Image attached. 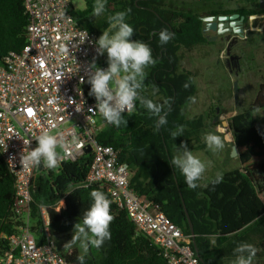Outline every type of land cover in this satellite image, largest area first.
Returning a JSON list of instances; mask_svg holds the SVG:
<instances>
[{
	"label": "trees",
	"instance_id": "trees-1",
	"mask_svg": "<svg viewBox=\"0 0 264 264\" xmlns=\"http://www.w3.org/2000/svg\"><path fill=\"white\" fill-rule=\"evenodd\" d=\"M73 1V15L79 25L98 36L109 26L108 15L131 9L126 21L134 28L131 39L147 43L157 61L155 66L146 69L142 94L159 104L165 99L171 101L166 110L167 124L159 131L154 130L156 118L137 104L135 112L124 114L127 126L117 128L102 120L99 143L114 147L119 151L120 161L129 165L131 188L153 208L162 211L184 235L191 236L187 210L194 227L196 253L202 264H226L222 256L224 249L264 226V202L260 197L264 193V128L258 115L264 111V82L258 86L249 107L237 111L229 120L240 167L220 175L222 181L218 184H213V179L203 186L200 179L198 187L190 189L184 176L169 162L182 142L192 150H200L201 136L207 128L204 116L188 117L187 109L191 104L188 97H195L198 89L193 75L181 70L183 50L208 44L203 33L204 23L198 14L179 9L171 0H107V10L99 17L92 15L94 0ZM77 1L84 2V7L77 8ZM197 1L210 5L213 10L214 5L220 7L227 0ZM240 1L249 6L263 4L262 0ZM215 10L213 12L218 14L238 13L245 17L264 13L261 8L245 7ZM27 25L22 0H0V67L10 53L24 49L28 40ZM165 28L174 33V37L162 46L158 33ZM189 78L192 82L185 89ZM90 87L88 83L84 86L87 94ZM178 125L184 126L183 135L173 139L171 133ZM91 161V155H85L55 170L36 169L31 208L32 230L39 242L44 238L41 206L46 207L55 234L78 222L90 207L92 189L103 191L111 200L107 190L99 185L82 186ZM69 191L71 193L66 194ZM15 194V177L0 154V261L9 250L6 237L11 236L18 225L11 213ZM61 200L65 207L58 213L55 208ZM111 214L114 216L110 225L111 239L100 249L90 251L85 264H167L162 249L137 231L125 210L112 202ZM261 250L264 251V241ZM79 254L75 249L71 256H66L68 264H79Z\"/></svg>",
	"mask_w": 264,
	"mask_h": 264
},
{
	"label": "built area",
	"instance_id": "built-area-1",
	"mask_svg": "<svg viewBox=\"0 0 264 264\" xmlns=\"http://www.w3.org/2000/svg\"><path fill=\"white\" fill-rule=\"evenodd\" d=\"M22 2L28 19L27 44L20 53H10L0 67V154L15 177L11 213L18 223L15 232L6 237L9 250L0 264H68L66 256L73 254L62 253L51 239L46 207H40L43 241L39 242L32 230V190L37 168L22 167L20 155L24 148L28 150L24 142L30 140L28 147L34 149V137L45 131L60 134L66 144L61 164L91 155L90 170L82 186L105 188L137 231L162 249L167 264H202L192 246V236L184 235L162 211L131 188L129 165L120 161L118 150L97 139L103 118L89 111L96 101L85 92L86 83L81 85L80 77L87 79L84 69L94 57L99 67H108L92 43L99 36L79 25L73 15V0ZM85 33L88 36L80 44ZM65 47L68 51L63 50ZM87 148L91 149L89 153ZM64 207L61 200L55 210L61 213Z\"/></svg>",
	"mask_w": 264,
	"mask_h": 264
},
{
	"label": "clouds",
	"instance_id": "clouds-1",
	"mask_svg": "<svg viewBox=\"0 0 264 264\" xmlns=\"http://www.w3.org/2000/svg\"><path fill=\"white\" fill-rule=\"evenodd\" d=\"M107 0H94L92 15L99 17L107 10ZM131 9L117 11L107 16L108 28L102 35L92 43L95 45L97 56L107 54L108 67L101 68L96 63V57L85 67L87 79L80 77V84L88 83L90 87L89 96L95 98L96 104L89 111L96 113L110 125L119 128L121 125L127 126L128 121L124 114L131 115L136 111L137 104L145 109L152 117H155L154 130L159 131L167 124L166 110L170 107V98L165 99L162 104L155 103L145 97L142 93L147 77L146 69L155 66L156 59L153 58L152 49L141 40H132L134 28L128 23L127 17ZM80 42L82 44L87 38ZM174 33L167 28L158 33L160 45H166L173 39ZM77 47V45H73ZM64 51H68L65 47ZM192 78L184 84V88L190 87ZM158 91V89L154 90ZM192 103L196 102L194 96L188 97ZM74 102V101H73ZM77 111H81L76 108ZM184 126L178 125L177 129L171 133L173 139L182 136ZM37 146L29 149L30 140L24 142L27 151H22L20 163L22 167L37 168L44 170H55L63 161V151L66 144L60 134H53L45 131L34 137ZM207 149L213 153L223 150L224 141L220 135L210 131L203 136ZM177 147V146H176ZM60 149V151H58ZM170 165L184 176L185 182L190 189L198 187V181L203 177L210 162L202 161L194 155L186 143H181L177 147L176 155L171 157ZM222 181V176L212 181L218 184ZM88 187V185H84ZM71 193V191L66 192ZM90 207L83 212L78 222L73 226V234L63 247L71 249L78 246L80 254L77 256L79 264H85V258L90 251L100 249L106 240L111 239L110 225L114 220L111 214L112 201L99 189L90 191ZM63 203V201H62ZM260 249L247 242H241L233 250L235 259L232 264H254V259Z\"/></svg>",
	"mask_w": 264,
	"mask_h": 264
},
{
	"label": "rangeland",
	"instance_id": "rangeland-1",
	"mask_svg": "<svg viewBox=\"0 0 264 264\" xmlns=\"http://www.w3.org/2000/svg\"><path fill=\"white\" fill-rule=\"evenodd\" d=\"M172 3L184 11H193L198 15L204 16L211 6L206 5L197 0H171ZM264 4V2H263ZM77 8H83L84 2L77 1ZM213 7V6H212ZM214 7L220 9L235 10L240 8H256L259 6H249L240 0H227L222 6ZM256 24L253 29L246 33V37L241 39L234 47L235 52L241 54L239 65L234 66L232 63L227 64L226 47L223 42L214 44H206L198 46L192 50H183L181 59V70L190 72L197 85L196 102L189 105L187 109L188 117L204 116L207 128L202 133L200 142L201 149L193 151L202 161L210 162L209 167L213 166L212 173L203 174L204 181L208 183L215 179L217 175H222L226 171L236 169L240 166L238 158L234 155V142L227 139L230 134L228 128L223 127V121H229L230 115L236 114L249 107L256 97L258 85L264 78V27L260 28L263 20L261 18H253ZM257 24L259 26H257ZM107 61V54L103 55ZM237 84V90L235 89ZM160 100L159 97H155ZM219 109V112L217 110ZM262 126L264 128V111L258 113ZM218 120L215 121V118ZM214 131L220 135L224 141V148L216 153L207 149L203 136L205 133ZM60 151V149L58 150ZM205 183V182H204ZM264 230V226L261 227ZM73 234V227L63 230V232L53 233L50 227L51 239L55 241L59 250L63 253L68 251L79 250L78 246L71 249L64 248L63 245L69 241ZM247 243L254 245V240H246ZM254 264H264V251L260 250L255 259Z\"/></svg>",
	"mask_w": 264,
	"mask_h": 264
},
{
	"label": "flooded vegetation",
	"instance_id": "flooded-vegetation-1",
	"mask_svg": "<svg viewBox=\"0 0 264 264\" xmlns=\"http://www.w3.org/2000/svg\"><path fill=\"white\" fill-rule=\"evenodd\" d=\"M261 7H263L262 9H264V4H262ZM215 9L216 8H214L212 10L210 8V10H208V12L204 16L199 15V18L201 20H202V18H206V17H216L217 18L214 21H210V24H215V28L211 29V30H207L206 32H204V29L206 28L207 23L202 21L204 23L203 33L208 40V44H214L216 42H223L225 44L226 51H227L228 47L230 46L231 55H230V57L227 58V64L229 65V63H232L234 66H237V65H239V63L241 61V54L238 52H235L234 47L241 39L246 37V33H249L251 31L250 25H249L250 16H248V17L244 16L245 17V20L243 23V28L245 30L243 33L244 37H240V36L235 37L236 35L233 34V32H230L233 29L229 24L230 21L229 20L223 21V20H220L219 18L221 16L231 17L232 15L238 14V13H234V14H222V13H220V14H218V13L213 12V11H216ZM259 15H264V13L259 14ZM212 26H214V25H212ZM234 38H236V39H234ZM217 112H219V109L217 110Z\"/></svg>",
	"mask_w": 264,
	"mask_h": 264
},
{
	"label": "water",
	"instance_id": "water-1",
	"mask_svg": "<svg viewBox=\"0 0 264 264\" xmlns=\"http://www.w3.org/2000/svg\"><path fill=\"white\" fill-rule=\"evenodd\" d=\"M262 2H264V0H262ZM260 16H262V15H251L250 16V19L257 18V17H260ZM216 19H217L216 17H206V18H202V21L207 23V26L204 29V32H206L207 30H211V29H214L215 28V24H210V21H214ZM219 19L220 20H223V21H228V20L230 21L229 24L233 28L232 31H230V32H233V34L236 35L235 37H239V36L240 37H244V35H243V33L245 31L244 28H243V23H244V20H245V17L244 16H240L239 14H234L231 17L221 16ZM212 25H214V26H212ZM234 39H236V38H234ZM226 55H227V57H230V55H231V48H230V46L228 47V49L226 51ZM235 85H236L235 86V89L237 90V84H235ZM235 115L236 114L230 115L228 117V119H231ZM215 120H218V117H216ZM222 125H223V127L228 128V130L230 131V134L227 135V139L228 140H232V142H234V137H233V133L231 131V127H230L229 121H223L222 122ZM90 150H91L90 148H87L86 149V153H89ZM233 152H234V155L237 158H239V151H238V148H237L235 142H234V146H233ZM186 214H187L188 221H189V224H190L193 245L195 247V251L197 252V247H196V243H195V232H194L193 223H192V221H191V219H190V217H189V215L187 213V210H186Z\"/></svg>",
	"mask_w": 264,
	"mask_h": 264
},
{
	"label": "crops",
	"instance_id": "crops-1",
	"mask_svg": "<svg viewBox=\"0 0 264 264\" xmlns=\"http://www.w3.org/2000/svg\"><path fill=\"white\" fill-rule=\"evenodd\" d=\"M258 18L264 19V15H262V16H260ZM252 19L249 20V25H250V29L251 30L253 29V25L256 24V21H258V20H254L253 21ZM257 26H259V25L257 24ZM263 27H264V20H263L262 25H260V28H263ZM263 60H264V58H263ZM263 63H264V61H263ZM261 80H262V82H264V78H262ZM262 82H260V84ZM201 140H202V136H201ZM190 150H192V149H190ZM193 151H199V150H192V152ZM212 169H213V166H211V167L208 166L206 171H205L207 173V180L210 179V177L208 175L210 174V171L212 173ZM201 183H202L203 186H206L208 184V181H206V179L204 181V178L202 177L201 178ZM260 197H261L262 201L264 202V193L261 194ZM261 227H259L256 231L249 233L247 236L243 237L242 239L236 241L234 244H232L231 247H227L226 249H224V251L222 253V256L225 259L226 264H232V261L235 259V256L233 254L234 248L237 246V244H239L241 242H246L247 239H249L250 241L254 240L255 241L254 242V246L261 250L262 242L264 241V230H262Z\"/></svg>",
	"mask_w": 264,
	"mask_h": 264
},
{
	"label": "snow or ice",
	"instance_id": "snow-or-ice-1",
	"mask_svg": "<svg viewBox=\"0 0 264 264\" xmlns=\"http://www.w3.org/2000/svg\"><path fill=\"white\" fill-rule=\"evenodd\" d=\"M28 112H29V114H31L32 110H31V109H29V110H28Z\"/></svg>",
	"mask_w": 264,
	"mask_h": 264
}]
</instances>
